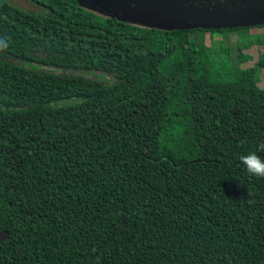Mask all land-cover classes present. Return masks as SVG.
I'll list each match as a JSON object with an SVG mask.
<instances>
[{
  "label": "trees",
  "instance_id": "1",
  "mask_svg": "<svg viewBox=\"0 0 264 264\" xmlns=\"http://www.w3.org/2000/svg\"><path fill=\"white\" fill-rule=\"evenodd\" d=\"M30 1L42 14L0 0V264H264V178L239 160L264 142V56L217 68L204 40L264 24L163 29Z\"/></svg>",
  "mask_w": 264,
  "mask_h": 264
},
{
  "label": "rangeland",
  "instance_id": "2",
  "mask_svg": "<svg viewBox=\"0 0 264 264\" xmlns=\"http://www.w3.org/2000/svg\"><path fill=\"white\" fill-rule=\"evenodd\" d=\"M11 5L35 13H41V9L30 0H5ZM169 3H173L175 1L180 0H162ZM83 5L100 15L112 16L124 20H128L131 23L138 22L139 25L143 27H160L163 29H169L172 25L180 24L179 21H175L173 17L170 18H161L158 14L151 13L150 11H144L131 2L130 0H88L87 2H82ZM134 14H133V13ZM260 39L264 40V28L260 29H250V30H240V31H232L228 33H206L204 35L205 44L210 48L214 49L215 57L225 58L219 59L221 62L216 67L220 68L223 62H228L231 66H239L246 67L252 66L260 57V55L264 56V47L260 45L257 41ZM254 42L255 45L243 48L242 54L248 58H246V62L240 63L237 55V46L243 45L248 42ZM227 54V55H226ZM228 57V61L227 58ZM84 75L94 79L101 81L106 84H111L112 79L108 75H104L99 72H91V73H83ZM258 86L260 88H264V69L258 72Z\"/></svg>",
  "mask_w": 264,
  "mask_h": 264
},
{
  "label": "water",
  "instance_id": "3",
  "mask_svg": "<svg viewBox=\"0 0 264 264\" xmlns=\"http://www.w3.org/2000/svg\"><path fill=\"white\" fill-rule=\"evenodd\" d=\"M137 8L158 14L161 18L173 17L175 21L181 22V18H191L193 27H233L254 26L264 24V0H243L248 10L230 14H212L207 11L189 10L176 6V2L169 3L162 0L146 2L145 0H130ZM133 13V12H132ZM134 14V13H133ZM172 25L171 27H173ZM170 27V28H171ZM169 28V29H170ZM8 237L6 231L0 232V243Z\"/></svg>",
  "mask_w": 264,
  "mask_h": 264
},
{
  "label": "clouds",
  "instance_id": "4",
  "mask_svg": "<svg viewBox=\"0 0 264 264\" xmlns=\"http://www.w3.org/2000/svg\"><path fill=\"white\" fill-rule=\"evenodd\" d=\"M258 152H264V142L258 145L257 150L241 155L239 160L247 173L255 177L264 178V158Z\"/></svg>",
  "mask_w": 264,
  "mask_h": 264
}]
</instances>
